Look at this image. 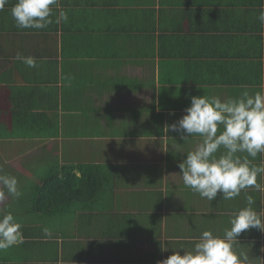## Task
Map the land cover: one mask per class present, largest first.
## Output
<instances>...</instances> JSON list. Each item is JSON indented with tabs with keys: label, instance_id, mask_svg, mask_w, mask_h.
Instances as JSON below:
<instances>
[{
	"label": "crops",
	"instance_id": "1",
	"mask_svg": "<svg viewBox=\"0 0 264 264\" xmlns=\"http://www.w3.org/2000/svg\"><path fill=\"white\" fill-rule=\"evenodd\" d=\"M16 3L0 11V165L22 195L0 216L22 224L23 243L0 264H157L205 230L222 238L248 195L264 213V190L208 201L185 187L178 165L202 137L168 130L192 96L264 93V0H59L52 19L68 20L45 29H18ZM50 175L69 183L41 207ZM233 250L264 264V233L242 232Z\"/></svg>",
	"mask_w": 264,
	"mask_h": 264
},
{
	"label": "clouds",
	"instance_id": "2",
	"mask_svg": "<svg viewBox=\"0 0 264 264\" xmlns=\"http://www.w3.org/2000/svg\"><path fill=\"white\" fill-rule=\"evenodd\" d=\"M8 0H0L2 11ZM59 7V0H17L11 9V15L18 29H45L50 24L67 22L68 14L60 10L53 20V8ZM264 24V9L258 16ZM16 60L29 68L37 67V59L17 53ZM185 114L176 122L168 125V130L180 134L187 140L193 134L202 137V143L178 165L183 184L202 198L212 201L220 193L225 200L234 199L241 190L252 187L264 190V185L257 182V177L264 174V165H251L245 157L241 159L237 153L246 152L255 158L264 153V93L259 91L250 94L245 88L238 97L222 101L219 97L206 95L192 96L190 106ZM223 130L219 132L220 127ZM225 151L216 156L221 149ZM17 177L3 173L0 165V202L6 195L19 198L22 192L18 187ZM247 206L233 214L230 229L224 236L218 237L205 230L195 243L193 252H173L157 264H248L249 256L239 255L233 250L237 237L249 229H257L264 233V213L254 210L255 200L246 196ZM22 224L11 212L0 216V251L13 245L23 243ZM45 234L51 236L46 228Z\"/></svg>",
	"mask_w": 264,
	"mask_h": 264
},
{
	"label": "trees",
	"instance_id": "3",
	"mask_svg": "<svg viewBox=\"0 0 264 264\" xmlns=\"http://www.w3.org/2000/svg\"><path fill=\"white\" fill-rule=\"evenodd\" d=\"M74 175H71L70 177H68L69 180H73L76 177ZM54 177V178H53ZM52 178V183L50 184V179ZM67 178V177H65ZM69 183L68 180H61L58 179L57 176H53L50 175L45 181H44V187L46 188V191H43L41 189H39V191L37 192V197L36 199L38 200V203L40 204L41 207H43V205L47 202V200H49L50 203H54V194L55 192H57L60 187L64 188V185ZM53 185V186H52ZM51 199V200H50ZM56 205V204H55Z\"/></svg>",
	"mask_w": 264,
	"mask_h": 264
}]
</instances>
